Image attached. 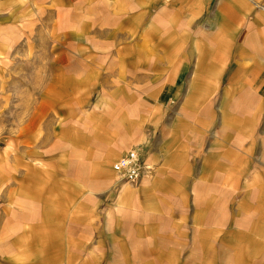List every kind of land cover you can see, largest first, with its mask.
I'll list each match as a JSON object with an SVG mask.
<instances>
[{
  "label": "rangeland",
  "instance_id": "1",
  "mask_svg": "<svg viewBox=\"0 0 264 264\" xmlns=\"http://www.w3.org/2000/svg\"><path fill=\"white\" fill-rule=\"evenodd\" d=\"M166 1L0 0V261L17 240L36 241L32 226L26 228L29 232L12 231L17 224L11 220L32 222L38 209L47 220L56 204L86 208L83 217L81 211L74 214L76 226L84 224L87 213L89 238L106 240L99 229L104 214L112 211V191L139 182L120 178L112 164L135 145L151 148L162 129L187 133L201 150L208 148L202 139L208 133L214 134L213 151L225 149L230 141L232 167H226L224 153L216 154L217 210L226 195L225 171L233 169L235 177L264 176V157L254 145L264 135V74L261 83L238 88L227 83V75L220 83L190 82L191 66L177 70L162 59L156 41L161 30L145 35L146 22ZM184 2L179 0L182 11L172 17L183 19ZM167 7L166 17L171 18L172 6ZM211 15L209 10L187 26L185 49L198 38L199 24L211 27ZM238 22L234 38L255 43L246 37L252 25L246 29ZM129 104L135 106L131 116ZM122 142L125 148L108 160V173H103L105 155ZM244 151L252 156L249 160L240 156ZM148 170L150 175L153 168ZM242 185H232L231 215L219 210L216 228L204 226L196 234L200 238L186 224L166 233L170 248H163V254L177 261L161 264H264V204L246 207L240 201L245 191L234 193ZM260 186L264 189V183ZM8 193H19L22 199L8 205ZM122 207L125 212L131 208ZM184 207L189 213V205ZM120 220L125 223L126 216ZM128 237L140 240L137 234ZM181 253L186 257H179Z\"/></svg>",
  "mask_w": 264,
  "mask_h": 264
},
{
  "label": "crops",
  "instance_id": "2",
  "mask_svg": "<svg viewBox=\"0 0 264 264\" xmlns=\"http://www.w3.org/2000/svg\"><path fill=\"white\" fill-rule=\"evenodd\" d=\"M184 1L182 20L179 16L172 17L180 15L182 11L178 8L179 0H167V5H162L160 10L155 11L144 27L146 36H153V30H157L156 28L161 30L156 33L158 34L156 41H159L161 45L160 54L164 62L178 66L177 70L183 68L185 64L191 66V69L187 70L194 72L190 81L192 83H220L226 75L228 76L227 83H235V88L243 86L242 83L250 86V83H261L260 75L264 74V2H260L261 0ZM259 3L262 4L257 6L256 4ZM169 5L172 6L169 14L171 18L166 17L169 13L167 7ZM209 10L212 11L209 20L211 27H201L199 24L198 31H196L198 38L194 37V43L189 45L191 48L185 49L187 26L189 27L193 21L197 20V16H204ZM236 18L237 20L234 21ZM238 19L246 29L252 25V32L246 37L247 40L255 43L243 44L240 41L242 37L240 40L234 38L232 34L239 28H235L239 25ZM132 52H136L134 48ZM151 56L153 61H158L157 56L154 54ZM257 72L260 74L257 75ZM133 100L129 99L128 103ZM129 109L132 112L129 115L131 116L134 114L135 106L130 105ZM262 132L264 133V128ZM176 134L178 133H174L173 129L172 131L162 129L151 148L144 150L140 145L133 147L139 149L143 160L153 170L148 175L150 170L147 169L138 183L112 191V202L108 207L112 208V211L102 215L104 222L101 225L102 229H99L100 234L107 237L106 240L89 238L87 213L84 215L87 218L84 224L80 223V226H76L78 223L74 222V214L77 215L81 211L82 216L84 214L82 209L86 212V208L81 207L78 210L70 204L68 207L66 203L59 204V207L56 204V207L49 209L47 220L41 217L40 209H38L39 213L36 212L37 217H34L32 222L19 223L17 220H11L15 222V226L17 224V227L11 229L12 231L21 229L29 232L28 229L32 226L31 230L36 241L28 244L27 241L17 240L16 245L7 251L5 256H2L0 264H149L153 262L161 264L177 261L163 254V248H170L164 241L168 239L166 233L174 231L178 224H186L189 227L187 230L190 232L193 229L195 235L202 232L204 226L208 229L216 228L215 217L219 210L226 217L229 213L231 215V204L233 203L231 199L234 189L232 185L243 184L235 187L234 193L238 189L245 191L240 201L246 203V207L251 205V208L254 206L259 208L264 204V189L260 186L264 183V176L240 175L235 177L233 169H230L224 172L223 183L226 185L224 188L226 195L217 210L215 194H217L218 169L216 167H218V162L216 154L219 153L221 156L224 153L223 157L226 159L224 163H228L226 167H232L230 141L225 142V149L218 152L213 151L211 137L214 134L208 133L202 138L203 144L208 146L205 151L201 150L200 144L197 145L198 141H192L187 133ZM254 145L260 148L258 152L262 159L264 157V135H261ZM125 146L126 143L122 142L115 150L105 155L101 164L103 173H108L106 170L108 160L120 154ZM195 146L199 152L196 160L194 159ZM128 151L123 152L116 161ZM244 152V155L241 153L240 156L249 160L252 156L249 157L246 151ZM245 164L247 166V161ZM112 170L121 178L113 169V164ZM21 199L19 193H8L6 197L7 204L11 206L17 205ZM184 203L189 205V213L182 211L183 208L185 209ZM126 205L131 208L125 212L122 206ZM169 208L174 209L169 212L167 210ZM18 215L19 213L16 214ZM120 215L126 216V222L123 224H121ZM127 231L128 236L137 234L140 240H129L124 233L122 236V232ZM196 237L201 236L196 235ZM26 244H28L27 247H24ZM183 253L179 257L185 256Z\"/></svg>",
  "mask_w": 264,
  "mask_h": 264
},
{
  "label": "built area",
  "instance_id": "3",
  "mask_svg": "<svg viewBox=\"0 0 264 264\" xmlns=\"http://www.w3.org/2000/svg\"><path fill=\"white\" fill-rule=\"evenodd\" d=\"M149 166L147 165V169ZM113 169L127 181L136 182L146 172L145 161L137 148L130 149L120 159L113 163Z\"/></svg>",
  "mask_w": 264,
  "mask_h": 264
}]
</instances>
